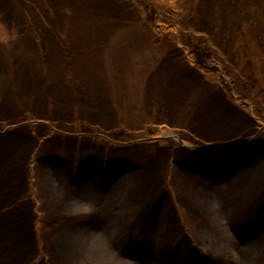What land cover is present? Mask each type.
<instances>
[{
    "label": "rangeland",
    "instance_id": "374dc122",
    "mask_svg": "<svg viewBox=\"0 0 264 264\" xmlns=\"http://www.w3.org/2000/svg\"><path fill=\"white\" fill-rule=\"evenodd\" d=\"M175 5L0 0V264H264V153L225 179L184 163L264 145V0H186L178 40L156 21ZM137 178L164 188L141 226Z\"/></svg>",
    "mask_w": 264,
    "mask_h": 264
},
{
    "label": "trees",
    "instance_id": "16d2710c",
    "mask_svg": "<svg viewBox=\"0 0 264 264\" xmlns=\"http://www.w3.org/2000/svg\"><path fill=\"white\" fill-rule=\"evenodd\" d=\"M186 0H172V3L174 2L176 5L177 9H173L170 8L167 9L166 8H159L158 9V13L156 16V21L159 22H164V26H168L169 28L173 29L176 34H175V39H177L178 36V31L181 29V23H179V19L181 17V15L184 13V6H182V2H184ZM188 6V5H187ZM166 10H169L167 12H165ZM172 10L174 12H172ZM169 17H172L174 19V21H170ZM264 19V15L262 16ZM166 28V27H165ZM165 28L163 30H165ZM157 29V28H156ZM159 31V30H158ZM162 32V31H161ZM259 37H262V39L264 38V32L260 33ZM231 51V50H229ZM221 51L217 52V58L221 56L222 53H220ZM200 70L208 75H210L211 77H215L216 75H219L217 73L218 70L207 66L205 64H202L200 66ZM232 75H230L231 77L234 76L235 74L233 72H231ZM231 91H235V96L237 99H241V101L243 102V106H245L248 111L251 113V115L253 117L258 118V111L257 108L255 107L257 104V102L260 99V102L262 101L261 96L257 95L256 97L253 98V96H249L246 93H242L240 91H236L233 88H231ZM256 99V102L253 100ZM254 101V102H253ZM255 105V106H254ZM194 154H198V156H195L194 158H189L187 160L184 161L185 164H187L188 166H193L195 168H199L200 170H202L203 172H205L206 174H208L209 176H214L218 179H225L231 172V170L239 163L241 162H250L255 158L260 157L263 153H264V145H261L259 147H256L255 149V154L252 153H247L246 151H243L242 149H240V147H238L237 145L234 144H230L229 146H227L226 148L220 150V151H209V150H193ZM89 163L91 164L89 166V168H92V165H94L96 163L95 159H91L89 161ZM121 166H126V161H123L120 163ZM100 170L98 171V177L103 179L105 176L110 178V175H103V170L105 169V166L103 163H101L100 165ZM89 168L87 169V171H89ZM143 170H136L133 175L134 176H139L141 174H143V172H141ZM106 177L104 178V180H106ZM157 185V184H156ZM153 185L151 186L150 184L146 185V180H144L143 184L142 182L139 180V178L136 179V181L133 183V188L131 189V193L132 194V198L130 201V204L132 203L134 206L137 207V212L133 211L132 214H130V218L132 222V224H136L138 226L144 225L146 224L147 219H149L150 214H151V210H152V206L154 204V200H151L149 202V200H147L150 195L146 194V190H151L153 191ZM142 189V192L140 193V190ZM162 189L160 190H155L153 191L154 193L161 192ZM175 191V190H174ZM144 192V193H143ZM135 193V194H134ZM143 193V194H142ZM174 195H178L176 193V191L174 192ZM173 195V196H174ZM129 197V196H128ZM149 205H148V203ZM139 207V208H138ZM254 214V211L250 212L249 210L247 212L244 213V216L241 218L242 219V229H243V233L246 235L248 233H250V231L254 228H256L253 220H252V215ZM83 220H87V221H91V218H85ZM69 221L66 220V223H68ZM48 228V226H47ZM120 235H124L120 241H119V247H121L122 249H126L128 248L130 245L134 246V247H138L139 243L136 242L137 238L136 235L137 233H133L132 235H126L124 232H122ZM179 240L176 239L174 241H171L168 245H166L165 249L163 252H165V254H169L171 249L173 248V246L175 245V243ZM206 256L209 258V261H211L214 264H221L220 261L212 259V256H209L206 254ZM100 262H103L102 258L99 259ZM95 264H108V263H95Z\"/></svg>",
    "mask_w": 264,
    "mask_h": 264
},
{
    "label": "flooded vegetation",
    "instance_id": "af4514ba",
    "mask_svg": "<svg viewBox=\"0 0 264 264\" xmlns=\"http://www.w3.org/2000/svg\"><path fill=\"white\" fill-rule=\"evenodd\" d=\"M156 26V25H155ZM230 90V92L232 93V91H231V88L229 89ZM236 97V96H235ZM170 136V135H169ZM175 136V135H174ZM176 137V139H179L180 140V137H178V136H175Z\"/></svg>",
    "mask_w": 264,
    "mask_h": 264
}]
</instances>
